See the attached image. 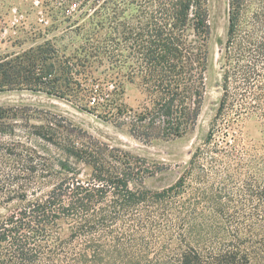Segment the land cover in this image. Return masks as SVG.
I'll list each match as a JSON object with an SVG mask.
<instances>
[{
	"label": "trees",
	"instance_id": "obj_1",
	"mask_svg": "<svg viewBox=\"0 0 264 264\" xmlns=\"http://www.w3.org/2000/svg\"><path fill=\"white\" fill-rule=\"evenodd\" d=\"M242 1L229 0L222 92L214 118L235 100L239 112L254 114L264 125V0L247 18ZM109 2H90L91 31L79 48L83 55L59 59L45 39L21 53L28 55L26 61L16 56L12 71L4 70L2 77H21L26 89L59 96L107 121L87 105L99 88L86 87L85 71L105 56L130 83L139 80L157 113L172 120L170 133L180 134L197 121L202 107L209 63L201 37L211 36L207 12L199 0ZM107 4L113 5L111 13ZM128 6L137 12L130 18L122 16ZM120 58L127 60L124 70ZM130 60L135 66L128 65ZM72 70L83 76V84L73 81ZM61 80L68 85L67 95L57 86ZM210 135L208 129L203 142ZM198 149L178 180L162 190L143 185L144 171L133 153L101 140L64 149L67 158L91 169L85 181L69 160L59 162L60 171L47 163L37 175L30 155L28 183L13 193L23 204L0 222V264H264V145L248 157L236 147L222 151L221 160H210L222 169H209L211 176L201 167L194 187L186 175ZM57 174L62 177L46 195L28 198L37 196V178Z\"/></svg>",
	"mask_w": 264,
	"mask_h": 264
},
{
	"label": "rangeland",
	"instance_id": "obj_2",
	"mask_svg": "<svg viewBox=\"0 0 264 264\" xmlns=\"http://www.w3.org/2000/svg\"><path fill=\"white\" fill-rule=\"evenodd\" d=\"M107 1L116 2V0ZM199 1L208 14L210 24L215 0ZM90 2L91 0H0V63L10 62L7 66L0 67V91L29 88L28 83L24 82L21 77L16 78L13 75L4 79L1 73L6 69L12 71L11 66L15 64L12 60L16 56H20L21 62L26 61L28 55L21 57V53L43 43L45 39L54 45L59 59L83 55L79 52V48L91 31L89 21L92 19L93 6H90ZM242 2L248 11L247 18L255 9L258 0H243ZM106 6L109 7L108 12H110L113 5L107 4ZM125 9L126 12L122 16L126 18L137 13L136 6H128ZM194 10L195 8H192V11ZM244 21L245 19L241 23ZM104 33L101 32L100 35L103 36ZM194 39L196 37L190 31L188 40L193 42ZM201 39L208 52L210 66L209 36L201 37ZM121 61L122 58L118 65L124 70L126 69L124 61L127 60ZM230 63L232 65V61H229L227 66ZM89 65L85 70L90 77L86 87L88 89L92 86L94 89L99 88V92L97 90V93L92 95L91 102L87 105L95 106V113L106 119L109 126L117 127L116 133L107 131L111 136L120 137L142 148L153 150H159L161 147L176 150L188 148L197 134L200 116L218 95L211 81V70L208 66L207 72L203 74L205 92L199 117L194 124L188 125L186 130L175 135L170 133L172 120L157 113L151 96L144 92L138 79L130 83L122 74H118L117 68L119 67L105 56L101 62L98 63L95 60ZM128 65L135 66L131 60ZM75 69L78 71L79 67ZM72 73L70 76L73 81L75 79L83 84V76L79 73L75 74V70H72ZM65 83L61 80L57 86L66 94L68 85ZM43 86L39 88L46 90ZM7 101L0 112V222L23 204L19 200H14L13 193L17 187L28 183L29 174L26 168L29 165L30 155L34 157V164L38 170L37 175L43 173L42 170L45 169L44 166L47 163L60 171L59 162L69 160L71 168L81 180L85 181L89 179L91 169L74 158H67L64 149L69 144L80 146L100 141L91 130L86 129L64 113L62 108L56 104L38 100L23 103L10 99ZM239 109L240 103L234 100L232 105L227 104L219 115L215 118L212 116L205 122V128L211 131L210 140L200 142L197 157L186 175L187 183L198 187L194 180L200 174L201 167L207 169L211 176L213 172L209 169H222L218 164L210 163L211 158L221 160L222 151L236 147L245 157L254 155L255 152L259 153L260 147L264 145V125L254 114L244 110L239 112ZM46 131L53 134V140H48V137H52L46 135ZM133 154L144 171L143 185L146 187L151 177H157L161 173L177 172L185 165L184 161ZM61 177L57 174L50 178H37L36 185L39 186L36 191L37 196L28 198L43 197ZM133 185L139 186L138 183Z\"/></svg>",
	"mask_w": 264,
	"mask_h": 264
},
{
	"label": "water",
	"instance_id": "obj_3",
	"mask_svg": "<svg viewBox=\"0 0 264 264\" xmlns=\"http://www.w3.org/2000/svg\"><path fill=\"white\" fill-rule=\"evenodd\" d=\"M228 16H229V0H215L214 12L212 15V21L210 23L211 36H210V70L211 81L214 87L217 89V97L212 100L204 113L200 116L198 122L197 134L191 143V145L182 150L170 149L161 147L159 150H153L150 148H142L132 145L124 141L120 137L111 136L107 131L116 133L117 127L109 126L106 121L99 117L89 113L88 111L78 107L74 103L42 91H33L28 89L21 90H4L0 91V107L6 104L8 99L15 102H26L31 100L46 101L52 104H56L62 108V111L79 124L88 130H91L96 137L100 140L115 146L123 150H126L135 154L157 156L167 160L184 161L185 165L174 173H161L157 177H151L147 183L148 189L162 190L172 184H174L180 175L185 171L188 165V161L193 156L196 148L200 142L203 141L208 133V129L205 128V122L215 115L219 102L221 99V79H222V64L226 48L227 31H228Z\"/></svg>",
	"mask_w": 264,
	"mask_h": 264
}]
</instances>
